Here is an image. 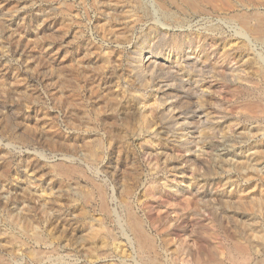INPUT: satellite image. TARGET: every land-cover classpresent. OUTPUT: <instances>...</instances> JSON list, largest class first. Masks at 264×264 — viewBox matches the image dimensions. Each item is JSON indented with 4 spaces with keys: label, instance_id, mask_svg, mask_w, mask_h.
I'll return each instance as SVG.
<instances>
[{
    "label": "rangeland",
    "instance_id": "obj_1",
    "mask_svg": "<svg viewBox=\"0 0 264 264\" xmlns=\"http://www.w3.org/2000/svg\"><path fill=\"white\" fill-rule=\"evenodd\" d=\"M0 264H264V0H0Z\"/></svg>",
    "mask_w": 264,
    "mask_h": 264
}]
</instances>
